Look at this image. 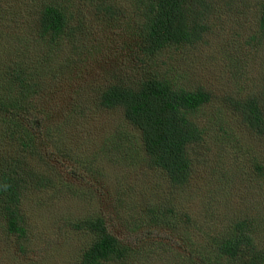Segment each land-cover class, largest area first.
<instances>
[{"label":"trees","instance_id":"trees-1","mask_svg":"<svg viewBox=\"0 0 264 264\" xmlns=\"http://www.w3.org/2000/svg\"><path fill=\"white\" fill-rule=\"evenodd\" d=\"M5 1L0 0V23L8 19L18 28L17 22L27 19L33 24L30 38L31 33L35 35L32 45L22 50L14 46L21 52L8 55L0 68V235L16 250L26 256L38 253L47 262L34 249L36 236L24 209L26 201L36 194L51 195L53 201L45 202L48 207L67 195L95 200L99 195L96 180L107 181L103 158L159 171L180 195L198 178L201 163L196 149L206 145L207 137L223 133L218 140L222 148H231L233 168L249 167L247 179L254 177L264 190V91H250L228 101L224 110L212 111L208 131L202 116L217 98L215 91L201 71L195 84L186 82L191 69L198 63L202 68L192 52L212 46L215 10L238 8L240 0H29L27 7L23 4L14 12ZM253 7L258 8L259 19L246 44L255 49L264 43V0ZM96 34L100 42L91 39ZM239 37L227 47L220 42L224 51L215 57L216 65L237 63L234 76H241L243 70ZM7 39L1 32L0 47ZM66 43L74 54L58 68L56 56ZM88 46H95L94 54L100 47L112 50L109 65H101L103 72H93L85 61ZM41 48L46 50L42 55ZM112 111H121L125 130L116 127L99 149L90 145L84 150L77 142L88 133L80 127L88 118ZM231 120L252 137L233 139L226 128ZM65 128L72 143L61 136ZM226 170L215 176L222 180L217 183L221 193L229 188ZM70 175L79 185L67 188ZM161 202L165 204L145 200L146 210L141 211L145 215L140 213L128 227L132 232L151 228L137 245L113 233L106 220L109 216L98 210L86 219H67L61 229L87 233H80L84 244L78 259L60 257L69 264H138L153 254L172 256L168 243L157 235L164 233L152 232L163 227L175 237L182 232L183 222L187 232L178 239L185 241L187 254L178 257L184 264H264V216L248 217L245 210L240 211L230 227L194 237L191 230L199 223L188 209L179 202L173 204L167 194ZM259 206L261 202L253 203L256 215ZM48 238L43 237L51 243Z\"/></svg>","mask_w":264,"mask_h":264},{"label":"rangeland","instance_id":"rangeland-1","mask_svg":"<svg viewBox=\"0 0 264 264\" xmlns=\"http://www.w3.org/2000/svg\"><path fill=\"white\" fill-rule=\"evenodd\" d=\"M28 2L30 1L6 0L4 3L9 8V11L14 12L15 8H21L20 6L23 4L27 7ZM262 2L263 0H240L238 8L219 7L218 10H215V14L211 19L213 29L215 30L210 38L213 47L209 45L205 47V51L199 49V51L192 52L191 54L194 57L197 55L202 68L200 70V64L198 63L195 69H191V76L186 79V82L195 84L196 81H199L196 76L201 71L204 76L203 80L211 83L209 85L214 89L217 96L215 101L212 102L211 107H205L202 116V121L207 126L208 131L212 127V111L217 108L224 110L228 101L252 94L250 91H264V43L255 49L246 44V39L255 34L259 19V10L257 7H253V5ZM241 6L247 7V9ZM244 12L247 13L242 15ZM17 23L19 24L18 28L14 27L15 24H11L8 19L4 20V23H0V33L4 32L6 38H9L0 47V68L4 64L3 60L8 55L17 56L21 52L18 48L15 49L14 46L22 50L28 43L30 45L33 44L30 42V39L32 38L33 40L35 35L31 33L30 38V33L28 34L29 29L31 30L33 27L32 21L25 19L19 20ZM238 34H240L239 38L241 40L237 48L241 50L240 59L243 60H240L239 63L243 64V70L241 76H234L237 63L233 64L229 61L224 63L223 61L221 65H216L215 57L220 58L221 56L217 55L223 54L224 48L222 47L223 50L221 49L219 46L220 42L222 46L227 47L238 38ZM91 39L94 42H100L99 35L97 34L91 36ZM69 51L70 49H68V44L66 43L64 50L56 56L55 66L59 68L67 57L74 54V52L70 54ZM38 52L42 55L46 50L41 48ZM94 52L95 46H88L85 50V61L92 67L91 70L93 72L101 73L103 72L101 65L107 66L111 62L110 55L112 50L100 47V50L95 54ZM25 58L29 57L26 56ZM188 63L191 62L188 61ZM37 65L39 64L37 63ZM240 87H244L245 89H239ZM223 116L226 117L225 112ZM227 117L231 118V115ZM122 118L121 111H112L109 114L88 118L82 127H80L82 131L88 134L85 133V137L79 139L77 143L84 150H88L87 148L90 145L94 149H99L102 146V142L110 134H114L117 131L116 127H121L122 131L125 130L122 126L123 123H121ZM226 128L227 134L230 133L233 139L242 140L243 137H252L249 133H246V130L243 129L239 122L233 123L231 120ZM68 131L65 128L61 136H63L64 141L72 143L73 137ZM222 134L207 137L206 145L196 149L195 155L199 157V164L201 163L198 178L193 182L191 188H188L186 193H180V195L172 191L168 182L159 171L144 169L139 165L130 164L127 160H121L122 163L121 161L120 163H114L112 161L108 162L107 159L103 158L106 161L104 162V169L106 170L107 181L105 182V179L102 182L99 179L96 180L95 189L99 192V195L95 200L87 201L79 195H67L61 200H55L54 207H48L45 202L53 201L50 194L31 196L26 201L24 209L30 215V226L32 231L35 232L33 233L36 236L34 238V249L45 255L47 262L42 261L38 253L32 256L22 254L7 241L4 234H1L0 264H69L70 261L62 259L60 257L61 254H65L67 259L75 257L78 259L79 250L82 244H84L80 233L87 232L76 231V229L70 227L67 230H63L61 227L67 219L70 221L73 218L79 220L86 219L97 210L101 214L104 213L109 216L106 219L109 228L124 242L135 243L136 245L139 242L143 243V238L146 233H150L149 230L151 228L147 226L139 227L132 232L128 227L133 226L132 220L137 218L140 213L145 215L144 212H141L146 210V206L142 205L145 200L149 199L151 203L157 204V206L165 204L161 202V198L165 194H167L168 200L173 204L177 205L179 202L180 206L188 209L194 218V222L199 223L198 226H194L191 230V235L194 237L197 235L205 237L206 233L218 232L230 227L233 224V219L238 216L240 211L245 210L246 214L244 215L248 217L264 216V202H262L264 201V190L261 189V184H256L253 180L255 179L254 177L250 180L247 179L250 172L249 167H247L248 169H244L242 166L240 167L241 169L233 168L234 158L231 155V148H222V141L218 140L222 139ZM101 156L103 157L102 154ZM100 165H102V161ZM225 167L229 170V188L224 193H221L217 183H221L222 180H216L215 176H219L220 172L227 173ZM70 177V182L67 181L66 184L67 188L71 184H74V186L75 184L79 185V180L72 178L71 175ZM249 183H251L250 189ZM115 191H118V193L116 194ZM110 194L112 197L108 196ZM39 198H42L41 203L37 201ZM258 201L261 202V206L258 207L261 209L260 212L257 211L259 214L256 215L253 203L255 202V206H257ZM205 221L208 223L207 225H205ZM209 224L213 227L210 228ZM183 226H185V223L181 222L182 232H176L174 234L175 237L167 235L166 233L171 232L168 229L165 230L163 227L157 228V230L152 232L164 233L157 235L162 238V240L159 239L161 242L168 243L172 256L169 254L161 255L160 253L153 254L138 264H184L178 257L179 255L186 256L187 254L185 241L178 239L182 235L181 233L187 232ZM43 237H49L48 239L51 240V243L44 240ZM44 245L50 246V249H46ZM146 246H149V244H146Z\"/></svg>","mask_w":264,"mask_h":264}]
</instances>
